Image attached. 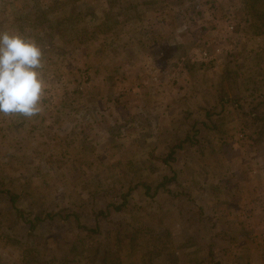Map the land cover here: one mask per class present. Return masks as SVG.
Listing matches in <instances>:
<instances>
[{
    "label": "rangeland",
    "instance_id": "obj_1",
    "mask_svg": "<svg viewBox=\"0 0 264 264\" xmlns=\"http://www.w3.org/2000/svg\"><path fill=\"white\" fill-rule=\"evenodd\" d=\"M56 5L0 0L45 81L38 115L0 114V264H264V125L247 114L264 116V38L243 0Z\"/></svg>",
    "mask_w": 264,
    "mask_h": 264
},
{
    "label": "clouds",
    "instance_id": "obj_2",
    "mask_svg": "<svg viewBox=\"0 0 264 264\" xmlns=\"http://www.w3.org/2000/svg\"><path fill=\"white\" fill-rule=\"evenodd\" d=\"M44 50L31 36L0 30V114L31 118L45 92Z\"/></svg>",
    "mask_w": 264,
    "mask_h": 264
},
{
    "label": "trees",
    "instance_id": "obj_3",
    "mask_svg": "<svg viewBox=\"0 0 264 264\" xmlns=\"http://www.w3.org/2000/svg\"><path fill=\"white\" fill-rule=\"evenodd\" d=\"M56 2V6L53 7L51 10H55L57 8L62 7V0H54ZM243 6H244V10L246 11V13L249 15L250 18V27L253 30V34L259 37L264 38V0H243ZM70 15L72 16V19L75 23H80L82 21H84V18L82 19V17L80 16V14H78L76 12V9L74 7L73 2L71 3L70 6ZM18 32H20L22 34V30L18 29ZM61 32V30H59ZM78 43H83V40H79L77 39ZM225 102H229L227 100H225ZM232 102H234L236 105V107L239 109L240 107H238L240 104L236 103L234 100H232ZM241 109V108H240ZM243 111V110H240ZM247 114L254 117L255 119L259 120V122H261V124L263 123L264 125V116L262 114V112H255L254 110H248ZM263 116V117H262ZM198 133V131L196 132ZM196 143V138L192 137V136H186V138L183 139V141H180L178 144H176L173 148L170 149L168 155L166 158L162 159L163 163H166L164 165H168L170 161L169 160H173L174 159V155L177 153L178 149H183L185 144H193ZM171 180H173V176L170 177L167 174L163 175L161 178V182L160 184H158L156 186V192L158 191V189L161 188H165L166 187V183L167 182H171ZM142 187L145 188V193H150L151 192V188L149 187V185L147 184H141ZM138 185H135L131 188H129L126 192H124L122 194V196L120 197L122 200L119 204H111L108 205L105 208L104 214L105 216H108L109 214H111L112 212L118 213V212H122L124 210V208L126 207V202L127 199L129 197H131L133 190L137 189ZM2 191V189L0 188V192ZM9 199L11 201V204L14 205L15 201H16V196L15 195H10ZM50 219H52L54 216H48Z\"/></svg>",
    "mask_w": 264,
    "mask_h": 264
},
{
    "label": "crops",
    "instance_id": "obj_4",
    "mask_svg": "<svg viewBox=\"0 0 264 264\" xmlns=\"http://www.w3.org/2000/svg\"><path fill=\"white\" fill-rule=\"evenodd\" d=\"M157 67H158V65H157ZM151 70L153 71V73L151 74L150 77H149V75L147 76L148 79H150L151 77H153V79H154L155 81H157V82L163 81V77H164L163 67H159V68L157 69V68L155 67V65H154V67H152ZM179 74H180V73H179ZM179 74H178V75H179ZM182 75H184V74H182ZM172 76H174V74H171V76H170L169 73L167 74V79H168V81L170 82L171 85L174 84L173 80H171V79H172ZM156 87H157V84H156ZM157 88H158V87H157ZM163 89L165 90L166 87H165V88L163 87ZM165 97H166V95H163V96H162V100H166Z\"/></svg>",
    "mask_w": 264,
    "mask_h": 264
},
{
    "label": "built area",
    "instance_id": "obj_5",
    "mask_svg": "<svg viewBox=\"0 0 264 264\" xmlns=\"http://www.w3.org/2000/svg\"><path fill=\"white\" fill-rule=\"evenodd\" d=\"M232 29H233L232 25L231 24H228L227 25V30H232ZM216 51L219 52L218 49ZM202 57L206 59L208 57V55L205 52H203L202 53Z\"/></svg>",
    "mask_w": 264,
    "mask_h": 264
}]
</instances>
